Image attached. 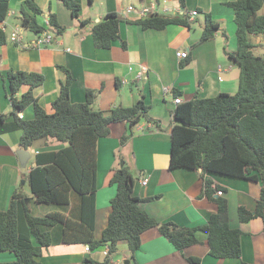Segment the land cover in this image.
<instances>
[{"label":"crops","instance_id":"obj_1","mask_svg":"<svg viewBox=\"0 0 264 264\" xmlns=\"http://www.w3.org/2000/svg\"><path fill=\"white\" fill-rule=\"evenodd\" d=\"M81 4V25L71 11L59 0H34L43 14L37 17L46 25L49 14H55L59 24L65 27L55 42L47 47H27L36 38V33L21 29L22 45L8 41L0 46V114L13 111L9 97L8 82L4 79L9 70H24L42 73L43 84L34 89V95L47 113H53V102L60 94L67 79L68 69L74 80L70 87L72 102H85L88 89L100 90L93 108L109 112L118 106H131L143 98L149 106L152 121L139 123L131 137L123 143L122 135L128 130L125 122L114 123L111 134L99 139L97 144L98 172L96 193L95 237L100 239L112 211L111 200L116 195V186L110 184L113 170L128 165L135 177V195L147 199L140 206L159 226L172 222L179 227L192 228L207 224L218 209L217 203L206 196L199 197L204 181L199 171L170 167L172 151L173 115L178 102L211 98L221 92L235 93L240 77V68L228 55L235 52V12L227 3L232 0H77ZM26 0H10L7 23L21 28L18 16ZM162 6V10L159 9ZM132 7V10L128 8ZM148 9V14L141 13ZM198 14L188 25L170 24L165 29H144L139 23L149 14L190 17ZM116 12L121 17L119 38L110 48H98L92 34V24L101 21L107 13ZM32 13V12H31ZM207 16L218 22L220 28L211 40L201 41ZM10 28V29H9ZM12 31L7 28V34ZM27 35V36H26ZM256 36L253 37V40ZM26 45V47H24ZM264 45V40L260 41ZM69 48V49H68ZM219 48L226 59L219 58ZM224 48V49H223ZM179 50L189 53L179 58ZM190 58L188 64H184ZM141 70L149 71L137 79ZM23 86L18 94L28 90ZM177 98V100L175 99ZM176 100V101H175ZM22 119L34 117V106L17 112ZM14 117L0 120V209L9 207L11 197L19 188L21 179L35 167V156L41 151H53L64 146L53 138L36 140L28 149L29 160L23 167L17 155L21 130L10 129ZM27 150V149H25ZM214 184L224 186L222 197L227 200L229 224L240 229L241 255L237 258H217L210 254L208 234L196 232L198 243L178 250L161 233L158 226L141 234L140 246L132 252L126 241L118 244L117 253L109 264H192L190 257L199 258V264H264V210L263 216L248 222L239 220L238 209L246 207L255 211L261 193V183L253 180L224 175L205 174ZM148 179L146 185L142 184ZM30 185V184H29ZM29 205L40 203L30 194ZM38 214L46 215L57 210L53 205L44 206ZM40 215V216H42ZM84 244H53L43 250L37 260L43 264H84L86 258L103 262L109 246L86 250ZM15 260L11 252H0V263Z\"/></svg>","mask_w":264,"mask_h":264},{"label":"trees","instance_id":"obj_2","mask_svg":"<svg viewBox=\"0 0 264 264\" xmlns=\"http://www.w3.org/2000/svg\"><path fill=\"white\" fill-rule=\"evenodd\" d=\"M81 25V4L77 0H59ZM31 10L21 9L18 16L20 26L36 34L47 28L37 17L43 14L34 0H26ZM235 12V52H228L240 68L237 91L233 94L221 92L215 97L194 99L177 105L172 126V151L170 167L199 171L204 181L199 197L213 199L218 209L207 224L199 227H179L172 222L159 223L140 206L143 199L134 193L135 177L128 165L113 170L110 184L116 186V195L111 200L112 211L100 239L95 237L96 193L98 157L97 144L100 138L111 134L114 123L125 122L128 130L122 135L125 143L135 127L143 120L152 121L149 106L141 98L131 106H118L109 112L93 108L98 89H88L85 102H72L70 87L73 76L67 74L60 94L53 102V113H47L34 95L45 76L39 72L9 70L4 79L8 82L9 97L13 111L0 114L3 122L9 117L14 121L10 129L22 131L19 147L30 149L39 139L53 138L64 146L53 151H41L35 156V167L27 178L35 202L53 205L57 210L44 216L34 215L26 196L19 188L13 193L9 207L0 209V252H11L15 260L0 264H43L37 260L44 248L53 244H84L90 250L109 246L108 256L103 262L86 258L84 264H109L117 253L118 244L126 241L134 252L141 244V234L158 226L178 250L198 243L196 232L208 234L210 254L217 258H237L241 255V230L229 224L227 200L214 195L224 186L214 184L205 174L224 175L253 180L261 183V193L255 211L244 206L238 209L239 220L248 222L263 216L264 210V54L256 55L257 43L253 37L264 34V15L259 11L264 0H232L227 3ZM10 13V0H0V24ZM121 17L116 12L92 24V34L98 48H110L119 38ZM51 26L62 33L55 14H50ZM139 23L144 29H165L170 24L188 25L182 17L149 14ZM220 28L207 16L201 41L211 40ZM7 29L0 28V46L9 41ZM190 58L184 63L188 64ZM28 90L18 96L21 88ZM34 106V117L26 120L18 116L28 106ZM215 185V186H213ZM220 196V195H218ZM222 196V195H221ZM192 264L200 259L190 257ZM247 264V263H246Z\"/></svg>","mask_w":264,"mask_h":264},{"label":"rangeland","instance_id":"obj_3","mask_svg":"<svg viewBox=\"0 0 264 264\" xmlns=\"http://www.w3.org/2000/svg\"><path fill=\"white\" fill-rule=\"evenodd\" d=\"M129 8H131V7H129ZM128 8V9H129ZM133 8H131V10H132ZM159 9L160 10H162V6H159ZM130 10V9H129ZM196 11V10H195ZM142 14H143V16L146 14L145 12H144V10L141 12ZM259 14H261V15H264V5H263V7L261 8V10L259 11ZM196 16V15H195ZM188 20H189V16L187 15V17H186ZM193 19V18H192ZM47 21H49V32L51 33V35H52V39L51 40H48V41H46L47 42V45H44V46H42V47H47V46H50V45H52L55 41V39H56V35L58 34V35H60V33H58L57 31H56V29H54L52 26H51V23H50V14L47 16V19H46ZM0 26H1V24H0ZM10 29V28H9ZM9 32L11 31V30H8ZM26 32V34H27V30L25 29L24 30V33ZM27 36V35H26ZM20 37V39H21V42H16V41H10V42H12V43H14V44H18V45H22L23 46V43H22V37L21 36H19ZM262 40H264V34H262V35H258V36H256L255 38H254V42H256L258 45H257V47H255L254 48V53L256 54V55H263L264 54V45H260V41H262ZM36 41V39L33 41V43ZM33 43H31L30 45H27V47H32V48H41V47H33ZM24 47H26V45H24ZM224 49V48H223ZM219 51L221 52L220 54H219V58L221 59V60H223V59H226L227 58V56L225 55V53L223 52V50L221 49V48H219ZM149 71H144L143 72V70H141V77L139 78V77H137V79H141V78H144L146 75H147V73H148ZM139 73V74H140ZM176 100H177V98H175ZM175 100V101H176ZM183 102V101H182ZM182 102H178L177 104H180V103H182ZM24 179H21L20 180V183H19V189H20V191H22V193L26 196V198L27 199H29L30 197H27V196H29L30 194H32V191H31V187H30V185H29V183H28V181L27 182H25V183H22V181H23ZM25 181V180H24ZM38 206V208L36 209V205H35V203H32V204H30V209H31V212L34 214V215H42V214H38V213H41L42 211H43V208H45L44 206H47V205H45V204H41V205H37ZM42 216H44V215H42Z\"/></svg>","mask_w":264,"mask_h":264},{"label":"built area","instance_id":"obj_4","mask_svg":"<svg viewBox=\"0 0 264 264\" xmlns=\"http://www.w3.org/2000/svg\"><path fill=\"white\" fill-rule=\"evenodd\" d=\"M131 8H129V9L131 10ZM144 12L146 14H148L149 10L148 9H144ZM9 14H12V13H9ZM197 14H198L197 11H192L191 14H190L189 20H191ZM46 25H47V30L46 31H44L42 34H36L37 35L36 41L34 43L32 42L33 43L32 44L33 47H42L44 45H47L46 41L52 39V35L49 32V28H48L50 24H49V21H47V20H46ZM8 27L12 28L10 37L8 38L9 41L21 42V39H20L19 36H21L20 30L22 28L13 27L9 23H7V21H4L3 23H1V26H0L1 29L6 30ZM176 55L179 58H187L189 53L187 51L179 50V51H177ZM138 77L139 78L141 77V73L139 74ZM141 182H142L143 185H146L148 183V179L144 178ZM213 186H215V185H213ZM217 195H220V196L223 195V191L222 190H218L217 191ZM86 250H89V247H87Z\"/></svg>","mask_w":264,"mask_h":264},{"label":"water","instance_id":"obj_5","mask_svg":"<svg viewBox=\"0 0 264 264\" xmlns=\"http://www.w3.org/2000/svg\"><path fill=\"white\" fill-rule=\"evenodd\" d=\"M17 155L20 159L22 166L25 167L27 161L29 160V151L25 149H19L17 150ZM22 183H25V181L23 180Z\"/></svg>","mask_w":264,"mask_h":264},{"label":"clouds","instance_id":"obj_6","mask_svg":"<svg viewBox=\"0 0 264 264\" xmlns=\"http://www.w3.org/2000/svg\"><path fill=\"white\" fill-rule=\"evenodd\" d=\"M188 21H190V20H188Z\"/></svg>","mask_w":264,"mask_h":264}]
</instances>
